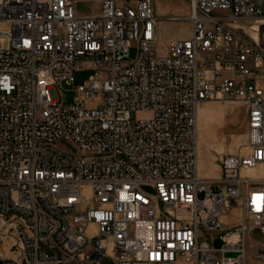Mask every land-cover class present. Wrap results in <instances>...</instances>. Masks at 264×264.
<instances>
[{"label": "built area", "instance_id": "2783aa9c", "mask_svg": "<svg viewBox=\"0 0 264 264\" xmlns=\"http://www.w3.org/2000/svg\"><path fill=\"white\" fill-rule=\"evenodd\" d=\"M91 1L0 0V264L264 262V0H190L166 54L155 0ZM233 98L246 150L202 175L198 108Z\"/></svg>", "mask_w": 264, "mask_h": 264}, {"label": "rangeland", "instance_id": "374dc122", "mask_svg": "<svg viewBox=\"0 0 264 264\" xmlns=\"http://www.w3.org/2000/svg\"><path fill=\"white\" fill-rule=\"evenodd\" d=\"M86 7L95 10L98 7V0H92L86 4ZM154 9L157 16L156 50L158 54H166L171 40L188 38L190 35L191 26L188 18L190 0H155ZM215 14H226V12L218 10L215 11ZM248 23L245 25H249ZM134 57L135 48H131L127 60H132ZM90 74V70L78 68L74 74V84H83ZM57 94L59 99L66 103L73 101L75 96L72 86L65 81L57 85ZM246 120L245 105L239 99H211L204 101L198 108L199 170L202 175L217 177L219 161L224 154L246 150ZM243 218L242 214L238 215L231 212L225 220L227 224H231ZM210 234L211 244L214 247H219L221 245L219 234ZM247 263L264 264V262L254 258L251 248L248 252Z\"/></svg>", "mask_w": 264, "mask_h": 264}, {"label": "bare ground", "instance_id": "6f19581e", "mask_svg": "<svg viewBox=\"0 0 264 264\" xmlns=\"http://www.w3.org/2000/svg\"><path fill=\"white\" fill-rule=\"evenodd\" d=\"M198 137H199V134H198ZM198 143H199V140H198Z\"/></svg>", "mask_w": 264, "mask_h": 264}, {"label": "crops", "instance_id": "0c3cea01", "mask_svg": "<svg viewBox=\"0 0 264 264\" xmlns=\"http://www.w3.org/2000/svg\"><path fill=\"white\" fill-rule=\"evenodd\" d=\"M202 104H203V103H202ZM202 104H201V105H202ZM201 105H200V106H201ZM200 106H199V107H200Z\"/></svg>", "mask_w": 264, "mask_h": 264}]
</instances>
